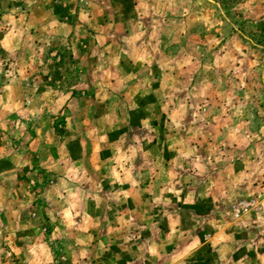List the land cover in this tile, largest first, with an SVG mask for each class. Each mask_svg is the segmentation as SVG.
<instances>
[{
  "label": "rangeland",
  "instance_id": "374dc122",
  "mask_svg": "<svg viewBox=\"0 0 264 264\" xmlns=\"http://www.w3.org/2000/svg\"><path fill=\"white\" fill-rule=\"evenodd\" d=\"M8 3L0 8V161L20 151L32 154L34 162L29 171L20 167L7 187L0 168V197L18 199L15 209L0 200L6 210L0 214V264H135L129 252L118 261L116 252L103 259L98 247L104 237L85 229L89 223L73 209L79 198L121 192L114 184L101 188L90 166L89 130L104 123L119 134L116 164L140 170L144 193L150 179L168 185L150 194L200 191L197 196L217 202L221 189L224 214L236 199L252 203V241L261 236L264 242V0ZM108 21L115 23L107 30L117 35L123 33L122 21L132 24L131 36L142 28L144 53L156 51V42L164 44L171 57L166 62L178 70L180 82L165 92L158 86V108L151 91L145 95L151 106L144 108L124 94L130 79H123L122 61L80 60L86 52H99L98 28ZM152 60L138 69L148 75L146 85L152 82ZM129 100L130 123L122 126L114 117H122ZM50 155L71 163L49 170ZM231 180L241 186L229 187ZM16 187L20 195L9 196ZM63 195L70 215L61 211L65 203L50 205ZM21 197L33 212H20ZM145 239L140 236V243ZM143 252L137 264H150L152 253L147 247Z\"/></svg>",
  "mask_w": 264,
  "mask_h": 264
},
{
  "label": "crops",
  "instance_id": "0c3cea01",
  "mask_svg": "<svg viewBox=\"0 0 264 264\" xmlns=\"http://www.w3.org/2000/svg\"><path fill=\"white\" fill-rule=\"evenodd\" d=\"M40 1L42 4V0H36V3L38 4ZM8 2L10 0H0V8L7 6ZM114 23L108 21L99 26L97 35V43L100 45L99 52H94L93 55L86 52L80 56V60L122 61L126 72L123 79H130L125 85L124 94L135 97V105L144 108L151 106L152 102L145 96L151 91L154 94V100H156L153 104L158 108L161 106L159 100L161 93L158 86L162 84V91L165 92L166 86L179 81L178 70L173 71V66L166 62L171 57L164 51L163 43L160 45L156 42V51L144 53L145 43L144 41L140 42L144 37L142 28L139 32L133 31V36H131L130 25L132 24L122 21L119 22V28L121 26L124 28L123 33L117 35L114 31L107 30L108 26ZM151 60L156 63L149 64L152 69L148 74L153 77L151 78L152 82L150 80L149 85H146L148 75L140 74L138 69L144 66L146 61L151 62ZM130 66L132 67L130 68ZM110 78L111 81L114 77ZM122 108V117L120 119L114 117V120H117V124L127 126L131 118L130 100L124 103ZM144 120L142 116L140 121ZM116 135L119 138V134L112 135L110 133L108 124L93 126L89 130L91 149L88 152V157L90 166L96 173L94 181L101 188L111 187L114 184L121 192L114 196L98 195L79 198L73 208L78 213H82L86 223H89L88 226H84L85 229L91 228L94 233L104 237L98 247L101 253H104L103 259H107L109 256L107 253L116 252L119 253L116 257L118 261L119 257L121 258L129 252L134 256V263L137 264L138 256L141 258L140 254L144 253L143 251L147 247V250L152 253L150 264H264L263 239L258 236L256 240L252 241L254 228H252V220L254 217L248 221L252 207L250 210L235 215L232 207L238 203L236 199L227 205V214H224L222 211L226 209L227 203L222 199L221 189L216 190L219 199L217 202L214 201V198L205 195L197 196L196 194L200 191L188 196L150 194L152 188L162 192L168 186L165 182H157L155 179L147 180L144 185L148 187L149 192L147 190V193H144L145 188L138 177L140 170L135 169L132 164L127 166L125 163L122 167L116 164L117 158L114 152ZM121 135H125V133ZM151 135L154 138L152 141L155 142L158 136L154 133ZM162 136L167 138L165 134ZM159 138L161 139L160 135ZM154 148L155 146L152 147V149ZM32 162H34L32 154L20 151L0 161V168L3 169V173L9 180L3 183L4 187L10 185L12 178H16L17 174H20V167L28 168L27 171L31 170ZM69 163H71L69 159L67 163L50 155V158L45 161V166L56 172L62 170L63 166H68ZM164 170L165 166L160 168V172H164ZM233 177L238 179L240 176ZM231 181L233 182V180ZM231 181L227 182L229 187L239 183ZM66 184L68 185V181ZM239 186H241L240 183ZM17 188L13 189L9 196L10 194L20 195ZM6 198H8L7 195H4V198L0 197V200L4 199L3 205L5 207L13 206L15 209L18 199L8 201ZM20 199L24 201L21 204L23 208L20 212H33V208L28 206L27 198L22 199L21 197ZM238 200L241 201V198ZM57 204H64L65 208L61 211L71 214L68 197L63 195L59 198H52L50 202L52 208L58 206ZM4 206L0 208V214L6 213ZM56 212L59 213L56 210L52 213L55 218H57ZM142 235H145L147 239L140 243L139 237ZM247 238L250 239V242L247 241ZM225 251L230 254L223 256L218 254Z\"/></svg>",
  "mask_w": 264,
  "mask_h": 264
},
{
  "label": "built area",
  "instance_id": "2783aa9c",
  "mask_svg": "<svg viewBox=\"0 0 264 264\" xmlns=\"http://www.w3.org/2000/svg\"><path fill=\"white\" fill-rule=\"evenodd\" d=\"M251 205H252L251 202L240 201L237 205L233 206V214L239 215L240 213H243L249 210Z\"/></svg>",
  "mask_w": 264,
  "mask_h": 264
}]
</instances>
